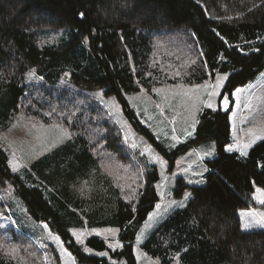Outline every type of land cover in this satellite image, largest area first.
I'll return each instance as SVG.
<instances>
[{
    "label": "trees",
    "instance_id": "trees-1",
    "mask_svg": "<svg viewBox=\"0 0 264 264\" xmlns=\"http://www.w3.org/2000/svg\"><path fill=\"white\" fill-rule=\"evenodd\" d=\"M52 30L61 31L59 37L42 43ZM157 36L173 41L166 51L157 49ZM33 68L52 85L69 72L78 87L105 88L131 117L136 115L127 93L178 81L201 83L228 73L221 100L227 96L229 108L202 110L189 145L169 151L149 128L135 122L169 157L207 140L216 142L218 154L209 160L207 184L194 186L188 205L167 218L143 248L162 264H172L176 256L183 264H264V229L242 231L240 216L241 209L252 206L256 187L264 189V139L247 156L227 150L233 93L264 71V0H0V118L20 110L28 92L25 76ZM95 109L90 106V117L82 111L83 129L95 127ZM99 124L105 148L129 162L120 129L105 118ZM97 144L80 133L34 161L29 172L36 186L12 171L0 147V188L11 182L32 217L49 224L77 264H119L84 252L71 228L85 226L119 227L122 249L110 250L97 236L87 245L137 264L135 241L159 201V171L147 169L137 198L127 200L102 168L94 153ZM9 229L10 237L0 232V264H62L53 245L44 253L28 232ZM12 248L18 249L8 251Z\"/></svg>",
    "mask_w": 264,
    "mask_h": 264
},
{
    "label": "rangeland",
    "instance_id": "rangeland-1",
    "mask_svg": "<svg viewBox=\"0 0 264 264\" xmlns=\"http://www.w3.org/2000/svg\"><path fill=\"white\" fill-rule=\"evenodd\" d=\"M52 31L42 37V43L55 41L61 33V31ZM171 42L173 41L164 37L154 38V43L160 52L166 51L165 47ZM155 65L156 60L153 63V66ZM158 65L162 67L164 64L161 62ZM228 76V73L218 72L214 78L201 83L178 81L158 85L152 90L142 88L127 93L125 98L136 115L131 117L123 102L117 96L107 94L105 88L88 90L78 87L70 80L69 72L52 85L39 76L33 68L25 76L28 92L20 101L22 102L20 110L14 115L0 118V147L8 154L12 171L19 174L29 186H36L37 183L30 177L29 172L33 162L68 140L75 139L80 133H85L91 141H98L94 153L100 156L102 168L114 177L127 200L137 198L136 191L143 184L144 172L149 168H158L160 180L156 183V187L159 201L140 229L134 250L137 264H162L159 259L144 250L143 244L167 218L188 205L193 196L194 186L207 184L209 160L217 157V147L214 140H207L197 145H190L176 156L169 157L155 146L135 122L138 119L143 126L149 128L169 151L181 149L189 145L194 138L202 110L210 108L207 106L208 103L212 104L211 109L217 110L220 106L225 109L221 96ZM219 77L227 78L222 86L217 88L215 85ZM237 89L242 91L234 95L231 112L232 140L229 146L240 154L243 150L247 153L243 156H247L250 149L264 139V71L257 80ZM64 92L67 94L64 95ZM210 93L217 94L210 95ZM228 100L229 108L231 102L229 98ZM90 106L96 108L92 114L95 127L85 130L80 120L84 118L83 112L86 117L91 116ZM79 114L83 117H78ZM102 118L120 129L124 144L131 153L129 162L122 161L120 155L105 148L102 139L104 130L99 127ZM75 125L81 127L73 128ZM246 145L251 146L246 147ZM180 179L184 184L180 183ZM177 191H180V194H177ZM186 194L190 195L186 198ZM262 199H264V189L256 187L252 194V207L241 209L240 216L241 213H252V219L264 220V204L260 203ZM181 203L183 206H180ZM1 204H3L0 207L1 233L10 237L9 228L23 229L32 236L44 253H47V248L51 244L59 254L62 264H77L74 254L49 224L32 217L11 182L0 188ZM248 220L249 217L245 215L242 224ZM259 228L261 227L253 226L251 229ZM71 233L88 255L106 257L111 262L125 264V260H117L110 255V250L123 247L119 227L85 226L71 228ZM92 236L104 239L110 250L98 251L89 247L87 240ZM13 249L15 248L8 251ZM46 263L49 264L47 261ZM172 264L183 263L179 256H176Z\"/></svg>",
    "mask_w": 264,
    "mask_h": 264
},
{
    "label": "snow or ice",
    "instance_id": "snow-or-ice-1",
    "mask_svg": "<svg viewBox=\"0 0 264 264\" xmlns=\"http://www.w3.org/2000/svg\"><path fill=\"white\" fill-rule=\"evenodd\" d=\"M81 15H83V14L81 13ZM193 63H194V61H193ZM226 78H227V77H219V79H218V83L215 85V87L218 88V87L222 86V83H223V81H224ZM241 91H242V89H236V92L233 93V95H236V94L240 93ZM216 94H217V93H210V95H216ZM228 104H229L228 97L225 96V97L223 98V105H224V108H225V109L228 108ZM207 106L211 108V107H212V104H211V103H208ZM250 146H251V145H246V147H250ZM227 150H228V151H232V150H233L232 146H229ZM209 154H210V153H209ZM246 154H247L246 152H244L243 150H241V155H246ZM10 163H11V162H10ZM188 195H190V194H186V198L188 197ZM173 203H175V201H174ZM260 203L264 204V199L260 200ZM180 206H183V204L181 203ZM157 207H159V205H158ZM245 215H247V216L249 217V220H248V222L242 224V229H241L242 231H248V230H250L253 226H259V227H261V228H264V220H254V219H252V213H247V214H245V213H241V218L243 219V217H244ZM13 251H15V249H13ZM86 251H91V250H90V249H86ZM100 255H105V254H104V253H100Z\"/></svg>",
    "mask_w": 264,
    "mask_h": 264
},
{
    "label": "crops",
    "instance_id": "crops-1",
    "mask_svg": "<svg viewBox=\"0 0 264 264\" xmlns=\"http://www.w3.org/2000/svg\"><path fill=\"white\" fill-rule=\"evenodd\" d=\"M259 77V76H258ZM257 77V78H258ZM257 78H256V80H257ZM255 81V80H254ZM252 83V82H251ZM249 85V84H248ZM233 128V127H232ZM231 140H232V137H231ZM231 143V142H230ZM229 146V145H228ZM230 152H238V151H236V150H233V151H230ZM252 207V206H251Z\"/></svg>",
    "mask_w": 264,
    "mask_h": 264
}]
</instances>
